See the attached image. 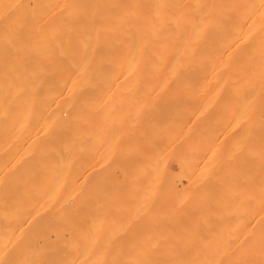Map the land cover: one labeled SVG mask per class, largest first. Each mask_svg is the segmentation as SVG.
I'll list each match as a JSON object with an SVG mask.
<instances>
[{
	"label": "rangeland",
	"instance_id": "rangeland-1",
	"mask_svg": "<svg viewBox=\"0 0 264 264\" xmlns=\"http://www.w3.org/2000/svg\"><path fill=\"white\" fill-rule=\"evenodd\" d=\"M79 48L16 51L17 102L2 122L8 134L0 127L4 218L39 224L50 239L82 224L72 227L81 243L66 229L76 250L98 256L95 264H139L141 254H253L254 145L243 132L250 128L238 82L145 80V58L106 50L87 61L71 55ZM3 74L11 76L7 64ZM51 75L58 81L42 80ZM36 93L40 101L31 102ZM101 103L115 110L101 113ZM36 109L48 114L37 121Z\"/></svg>",
	"mask_w": 264,
	"mask_h": 264
},
{
	"label": "bare ground",
	"instance_id": "bare-ground-1",
	"mask_svg": "<svg viewBox=\"0 0 264 264\" xmlns=\"http://www.w3.org/2000/svg\"><path fill=\"white\" fill-rule=\"evenodd\" d=\"M24 48L50 51L79 48L71 55L87 61L91 51L106 50L113 52L111 56L145 58V80L205 83V88L222 81L238 82L240 115L244 126L250 128L243 127V132L246 135L251 132L254 145V198L250 218L255 227L253 254L247 248L225 257L141 254L140 263L264 264V0H0V127L8 121L9 106L17 102L14 84L21 76L15 70L16 51ZM5 64L11 76L3 74ZM86 67L80 66L82 71ZM80 76L83 74L71 81ZM45 77L43 81H58L57 75ZM40 95L36 93L30 101H40ZM52 95L53 103L59 105L61 94ZM108 95L103 97L105 101L101 99L103 103L113 96L108 98ZM87 98H83L86 101L83 107L89 103ZM103 103L96 110L101 113L105 112L101 107L109 112L115 110L108 105L106 109ZM43 113L48 111L36 109L35 119ZM5 128L1 127V131ZM6 130L5 133L9 132ZM2 135L0 132V140ZM3 155L0 161L5 158ZM54 171L58 169L54 167ZM0 176L2 181L3 173ZM4 200V191L0 189V241L4 238L10 241L7 247L6 239L4 247L0 246V264H95L98 256L96 259L87 256L82 247L77 252L73 246L77 243L74 237L77 229H83L81 223L68 227L63 224L71 230L78 227L76 231L73 229L74 235L73 230L69 234L60 224L61 232L53 240L47 234L49 229L45 234L39 224L19 218L5 219ZM61 229L64 233L67 231V238ZM33 230L43 232V237L36 239L38 233ZM81 235L77 237L78 243ZM39 242L45 248L41 243L37 248ZM139 255L132 256L138 259ZM132 256H127L126 262L130 257L134 260Z\"/></svg>",
	"mask_w": 264,
	"mask_h": 264
}]
</instances>
